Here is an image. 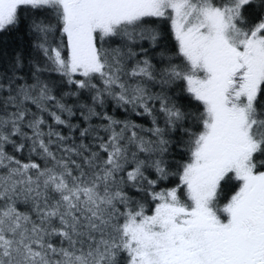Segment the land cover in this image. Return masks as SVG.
<instances>
[{"label": "snow or ice", "instance_id": "6c2138e0", "mask_svg": "<svg viewBox=\"0 0 264 264\" xmlns=\"http://www.w3.org/2000/svg\"><path fill=\"white\" fill-rule=\"evenodd\" d=\"M22 23L0 264H264V0H0Z\"/></svg>", "mask_w": 264, "mask_h": 264}, {"label": "trees", "instance_id": "16d2710c", "mask_svg": "<svg viewBox=\"0 0 264 264\" xmlns=\"http://www.w3.org/2000/svg\"><path fill=\"white\" fill-rule=\"evenodd\" d=\"M165 31H167L166 28ZM167 43L174 50V41L171 37L168 38ZM34 44L35 38L29 32L27 23H22L16 31L0 34V71L9 70V65L14 60L15 56L19 54L25 63V68L21 72V75L26 74L29 71V64L34 61L38 62L41 59L37 50L34 48ZM144 46L147 48V43H145ZM180 103L189 105L187 99L181 100ZM135 119H137L138 123H147L144 119ZM172 138L176 139L177 134L174 133Z\"/></svg>", "mask_w": 264, "mask_h": 264}]
</instances>
